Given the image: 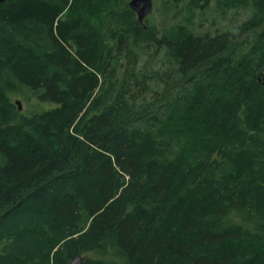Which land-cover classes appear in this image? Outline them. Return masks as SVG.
Segmentation results:
<instances>
[{"label": "trees", "instance_id": "1", "mask_svg": "<svg viewBox=\"0 0 264 264\" xmlns=\"http://www.w3.org/2000/svg\"><path fill=\"white\" fill-rule=\"evenodd\" d=\"M129 1L0 6V264H264V0Z\"/></svg>", "mask_w": 264, "mask_h": 264}, {"label": "rangeland", "instance_id": "2", "mask_svg": "<svg viewBox=\"0 0 264 264\" xmlns=\"http://www.w3.org/2000/svg\"><path fill=\"white\" fill-rule=\"evenodd\" d=\"M131 1H129V4ZM170 3L171 0H153V12L149 17L152 23L169 27L170 25L191 21L198 27L202 25L199 29L201 33L206 31L216 33L237 26L246 17L248 12L244 8L230 10L226 2H222L220 7L214 2L206 12L201 13L199 10H195L191 14L189 12L190 9H183L180 6H170ZM173 16H176L175 19H172L174 18ZM162 57L154 58L145 56L141 61L140 66L145 68V72L150 77L149 85L152 90L149 95L143 96V100L145 101H151L154 92H163L164 84L159 78L167 69V63H164ZM157 73L158 76L156 75Z\"/></svg>", "mask_w": 264, "mask_h": 264}, {"label": "water", "instance_id": "3", "mask_svg": "<svg viewBox=\"0 0 264 264\" xmlns=\"http://www.w3.org/2000/svg\"><path fill=\"white\" fill-rule=\"evenodd\" d=\"M8 0H0V6L5 4ZM130 9L136 14L140 24H144V21L151 16L153 12V0H132L129 4ZM16 105L19 111H22V105L17 102ZM70 264H84L82 257L76 258Z\"/></svg>", "mask_w": 264, "mask_h": 264}]
</instances>
